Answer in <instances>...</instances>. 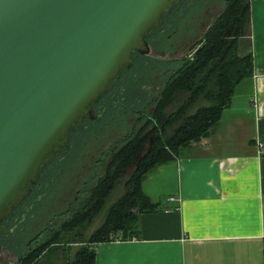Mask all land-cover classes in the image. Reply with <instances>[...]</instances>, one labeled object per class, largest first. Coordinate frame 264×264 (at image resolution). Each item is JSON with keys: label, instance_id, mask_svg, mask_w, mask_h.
Masks as SVG:
<instances>
[{"label": "water", "instance_id": "water-1", "mask_svg": "<svg viewBox=\"0 0 264 264\" xmlns=\"http://www.w3.org/2000/svg\"><path fill=\"white\" fill-rule=\"evenodd\" d=\"M178 0H0V222Z\"/></svg>", "mask_w": 264, "mask_h": 264}, {"label": "crops", "instance_id": "crops-1", "mask_svg": "<svg viewBox=\"0 0 264 264\" xmlns=\"http://www.w3.org/2000/svg\"><path fill=\"white\" fill-rule=\"evenodd\" d=\"M248 2L247 90L237 83L208 137L147 172L157 206L137 214L135 234L80 243L94 264H264V0ZM56 256L39 264H70L68 251Z\"/></svg>", "mask_w": 264, "mask_h": 264}, {"label": "trees", "instance_id": "trees-1", "mask_svg": "<svg viewBox=\"0 0 264 264\" xmlns=\"http://www.w3.org/2000/svg\"><path fill=\"white\" fill-rule=\"evenodd\" d=\"M248 14L250 3L247 0L225 1L224 13L205 31L200 50L191 59H183V65L176 71L168 73L160 92L151 100V113L139 112V118L144 117L141 126L133 129L130 136L113 150L110 159L113 167L109 166L107 172L111 181H99L94 187L97 197L93 211H99L103 199L122 173L134 166L124 185L126 193L110 205L104 223L95 229L89 242L101 241L111 231H120L125 237L135 234L137 214L157 206L141 187L147 172L184 153L190 142L208 137L219 123L236 84L252 74L249 45L239 40L245 35L243 28ZM198 100L204 102L194 107ZM81 125L79 122L74 131ZM75 220L74 216L69 220L71 225L77 222ZM93 255L83 245L70 264H94ZM28 256L20 258V262Z\"/></svg>", "mask_w": 264, "mask_h": 264}, {"label": "rangeland", "instance_id": "rangeland-1", "mask_svg": "<svg viewBox=\"0 0 264 264\" xmlns=\"http://www.w3.org/2000/svg\"><path fill=\"white\" fill-rule=\"evenodd\" d=\"M248 27L249 16L243 28L244 34L248 31ZM245 39L247 38H239L240 42L242 40L245 41ZM191 45L186 51V54L188 55L195 47L194 45L191 47ZM143 54V57H146V59L149 58V52ZM139 59H136L137 63L134 70L131 69L128 71V73L124 75L122 81L119 82L115 88H113L111 94L108 97H105V105H107L106 112L100 118V121H105L106 123L102 124V126L99 125V122H97L98 119H96V121L87 119L86 123H83L81 127L79 126L78 129L73 132L74 137L68 151H66L62 157H57L55 160H52L51 164L46 167L42 176L43 181L49 178L51 174H56L58 168L62 165L69 167L70 164H75V167H82L87 164V167L84 169L82 168L84 171L82 174H84L85 177L90 176V173H94L93 170L97 171L95 172L96 176H94L95 174H92L91 178H93V180L86 182L89 185L95 182L97 183L100 177L99 175L102 174L105 167H113L111 166L110 162V159L114 153L113 150L119 147V144L123 143L125 139L130 136L131 131L133 129H138L141 126L142 121H144V117L139 118L141 115L139 112L146 110V113L150 114L153 110V104L151 103V100L156 97L154 96V92L151 93L153 95H148V90L141 88V84H143L144 81H134L131 76L132 72H136L138 67H141L142 69V64L139 62ZM157 63L158 66L164 70L163 79L168 77V73L172 68H177L175 64L172 65L170 63H165V61ZM179 63L180 62L177 63L178 66ZM143 73H145L144 69ZM163 82H165V79ZM163 82L160 83V87H163ZM247 83L248 82L246 80H243L237 85L236 89H239V91H246ZM203 102L204 101L198 100L194 107L202 104ZM98 126L102 127V129L99 131L100 137L103 135L108 139H110L112 136H114V138L113 140H108V144L105 145L107 148L104 146L103 150L98 152L96 156L98 162L95 164L94 161H85V156L90 149H96L99 146V143L91 146L92 148H90V141L85 143V140L87 137L92 136L95 131H97ZM85 150L86 153L84 152ZM81 154L84 156L82 157ZM133 167L134 166H130L124 173H122L123 175L118 179V182L116 185H114L112 191L109 192L105 199H103V206L100 207L99 211L92 210L91 213L83 216V209L78 211V214H75L74 208L76 203H74L73 200L65 203L64 205L63 202H57L55 200L54 202L50 203L48 202L49 200L44 198L43 202L40 204L41 206L44 205V212L42 208H40L39 213L34 217L29 218L30 216L27 214L24 220V223H27V225L24 229L18 225L17 228L11 230V224L9 222H5L2 226L0 225V264H39V258L47 261L51 255L53 256V260L55 257H57L56 254L58 255L60 251L64 250L68 251L69 256H67V259L72 263V261H74L72 257L74 256V251H78L82 247L80 243L84 242L88 244L95 229L100 228L104 223L106 219L105 215L110 205L112 206L115 203L114 201L126 193V187L124 185L130 174V171L133 170ZM35 196L36 192L31 196L30 201H35ZM136 213H138V211ZM73 216L74 220L76 219L77 222L75 223V220V224L71 225L72 222L70 221L72 220ZM115 232L116 231H111L109 235H113ZM51 239L53 242H51ZM66 248L68 249L66 250ZM25 255H29L27 257L28 259L20 262V258ZM59 264H63V262L61 261Z\"/></svg>", "mask_w": 264, "mask_h": 264}, {"label": "flooded vegetation", "instance_id": "flooded-vegetation-1", "mask_svg": "<svg viewBox=\"0 0 264 264\" xmlns=\"http://www.w3.org/2000/svg\"><path fill=\"white\" fill-rule=\"evenodd\" d=\"M224 1L227 0H178L175 2L174 7H172L170 12L163 17L162 24L157 25L148 33L146 40L150 50L149 58L146 59V57H143V53L135 52L131 60L132 66L123 70L118 80H116L112 87L109 88L108 93H105L94 105H92L93 117L84 118L83 122H81L82 125L87 122V119H92L94 121L98 119L97 122H99V125L106 123L105 121H100V118L106 112L107 105H105V97H108L111 94L113 88L122 81L124 75L127 74L128 71L131 69L134 70L137 63L136 59L141 58L139 59V62L142 64V69L141 67H138L136 72H132V78L134 81H144V83L141 84V88L148 90V95L151 96L153 95L151 93L154 92V96H157L161 90L159 88L160 83L167 78L163 79L164 70L158 66L157 62L165 61V63H170L172 65L175 64L177 68H172L170 70V72H172L176 71L183 65V59H191V57H194L200 50L202 44H204L205 31L219 18L220 15L224 13ZM191 44L195 47L188 55L186 54V51L190 48ZM192 45L191 47H193ZM178 62H180L179 66L177 65ZM143 69L145 73H143ZM101 129L102 127L98 126L97 131H95L96 134L94 133L92 136L86 138L85 143L90 141V148L97 143H99V146L96 149H88L89 151L87 153L86 150L84 151L86 153L85 161L90 160L97 164L98 161L96 156L98 152L103 150V147L108 144V140H113L114 136L110 139L103 135L100 137L99 131ZM73 137L74 136L72 135L70 144L72 143ZM69 146L46 162L47 164L43 168L42 173L39 174V178L31 185L29 196L17 204L16 208H13L7 213L6 217L3 218V221L0 222L1 226L4 225L5 222H9L11 224V230L17 228L18 225L24 229L27 225V223H24L27 214L30 216L29 218H31L39 213L40 208H42L44 212V205H40L44 198L49 200L48 202L50 203L55 200L57 202H63L64 205L73 200V202L76 203L74 208L75 214H78L77 212L81 209H83V216L91 213L96 204V201L94 200H96L97 197V192L94 187L98 186V181H106V183L111 181L110 175L108 176L107 174L109 171L107 167H105L102 174L99 175L100 180L98 179L97 183L95 182L89 185L86 182L90 180L92 181V174L94 175L97 171L93 170L94 173H90V176L85 177L82 173L84 172L83 169L87 167V164L82 167H75V164H70L69 167L62 165L58 168L56 174H51L49 178L43 181L42 176L46 167L51 164L52 160H55L57 157H62L66 151H68ZM105 147L107 148V146ZM81 155L82 157L84 156L83 154ZM94 176H96V174ZM35 192L36 202L34 200L30 201L31 196L35 194Z\"/></svg>", "mask_w": 264, "mask_h": 264}, {"label": "built area", "instance_id": "built-area-1", "mask_svg": "<svg viewBox=\"0 0 264 264\" xmlns=\"http://www.w3.org/2000/svg\"><path fill=\"white\" fill-rule=\"evenodd\" d=\"M257 145H258V147H259V149H261L262 150V148H263V144L261 143V141H258L257 142ZM109 236H112V237H116V238H120V237H122V233L120 232V231H117V232H115V234H113V235H109Z\"/></svg>", "mask_w": 264, "mask_h": 264}]
</instances>
